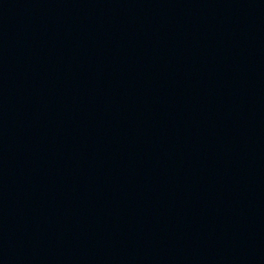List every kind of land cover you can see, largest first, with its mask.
Instances as JSON below:
<instances>
[{
  "label": "water",
  "instance_id": "obj_1",
  "mask_svg": "<svg viewBox=\"0 0 264 264\" xmlns=\"http://www.w3.org/2000/svg\"><path fill=\"white\" fill-rule=\"evenodd\" d=\"M0 264H264V0H169L0 217Z\"/></svg>",
  "mask_w": 264,
  "mask_h": 264
}]
</instances>
